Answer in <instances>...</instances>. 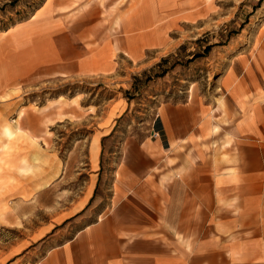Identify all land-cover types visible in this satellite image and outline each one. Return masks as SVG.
<instances>
[{
    "label": "crops",
    "instance_id": "crops-1",
    "mask_svg": "<svg viewBox=\"0 0 264 264\" xmlns=\"http://www.w3.org/2000/svg\"><path fill=\"white\" fill-rule=\"evenodd\" d=\"M157 3L43 0L0 30V113L14 108L23 84L145 69L143 58L163 41L152 27ZM235 69L220 96L166 101L149 136L122 141L111 195L94 196L106 172L100 142L95 158L93 144L88 156L89 176H96L89 196L35 201L23 196L29 182L11 168L27 145L2 146L0 217L14 216L11 200L20 216L47 211L52 221L39 231L53 230V245L40 264H247L264 257L253 243L259 238L237 235L264 230V89L253 65ZM46 198L51 203L40 202Z\"/></svg>",
    "mask_w": 264,
    "mask_h": 264
},
{
    "label": "rangeland",
    "instance_id": "rangeland-1",
    "mask_svg": "<svg viewBox=\"0 0 264 264\" xmlns=\"http://www.w3.org/2000/svg\"><path fill=\"white\" fill-rule=\"evenodd\" d=\"M42 2L0 0V30L29 17ZM165 7L167 15L152 26H161L157 36L163 39L155 63L151 54L143 58L150 63L145 69L114 79L94 74L23 84L15 93L14 108L0 113V149L8 143L5 126L23 129L14 145L25 143L28 151L11 168L15 174L26 170L22 176L32 200L89 196L90 179L96 176H89L88 156L91 145L99 142L106 172L102 182L98 178L94 196L111 195L109 183L122 141L149 136L159 124L158 107L166 101L220 96L221 83L239 70L235 67L253 65L251 74L264 89V0H178ZM40 202L51 203L47 198ZM10 206L14 216L0 217V264H40L50 255L53 230L45 233L39 227L49 226L52 218L42 209L20 216L16 200ZM247 264H264V257Z\"/></svg>",
    "mask_w": 264,
    "mask_h": 264
},
{
    "label": "bare ground",
    "instance_id": "bare-ground-1",
    "mask_svg": "<svg viewBox=\"0 0 264 264\" xmlns=\"http://www.w3.org/2000/svg\"><path fill=\"white\" fill-rule=\"evenodd\" d=\"M158 3H157V6L155 8V15L157 16V22L161 21L162 19H164V17L167 15V10H166V7L168 4H173L174 2L178 1V0H157ZM161 29V26L159 27H156L155 28V31L157 30H160ZM263 49H264V46H261ZM4 133L8 139V143L6 146L10 145V147H12L15 143V139L18 137V134H21L22 131L21 129L19 128H15V129H12L8 126H5L4 127ZM26 136V139L30 140V142L33 144L34 141L32 138H30L28 135H25ZM96 144H93L92 145V153H93V157L95 158V155H96ZM20 174H27L26 173V170H23L21 169L19 171ZM28 190H29V186H28ZM29 192L27 194H23V196H29ZM5 210H8L7 206L5 208ZM238 236H248V238H252L255 239V238H259V240H253V243L254 245H260L261 246V251L264 253V230H256V231H251V232H248V233H238L237 234ZM243 264V263H241Z\"/></svg>",
    "mask_w": 264,
    "mask_h": 264
}]
</instances>
